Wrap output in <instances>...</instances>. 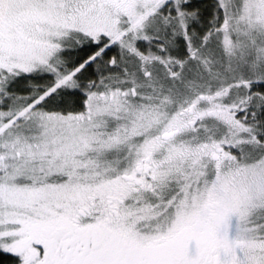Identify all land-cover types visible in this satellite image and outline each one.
I'll list each match as a JSON object with an SVG mask.
<instances>
[{
	"label": "snow or ice",
	"instance_id": "snow-or-ice-1",
	"mask_svg": "<svg viewBox=\"0 0 264 264\" xmlns=\"http://www.w3.org/2000/svg\"><path fill=\"white\" fill-rule=\"evenodd\" d=\"M0 264H264V0H0Z\"/></svg>",
	"mask_w": 264,
	"mask_h": 264
}]
</instances>
